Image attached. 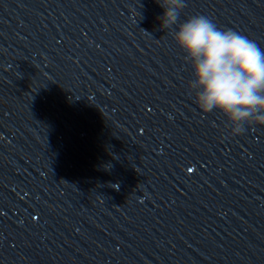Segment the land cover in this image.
<instances>
[{"label":"water","instance_id":"obj_1","mask_svg":"<svg viewBox=\"0 0 264 264\" xmlns=\"http://www.w3.org/2000/svg\"><path fill=\"white\" fill-rule=\"evenodd\" d=\"M114 0H0V264H119Z\"/></svg>","mask_w":264,"mask_h":264},{"label":"clouds","instance_id":"obj_2","mask_svg":"<svg viewBox=\"0 0 264 264\" xmlns=\"http://www.w3.org/2000/svg\"><path fill=\"white\" fill-rule=\"evenodd\" d=\"M162 25H177L185 0H162ZM174 40L191 63L189 88L205 112H222L233 134L245 125H264V49L246 36L218 28L203 15L179 24Z\"/></svg>","mask_w":264,"mask_h":264}]
</instances>
